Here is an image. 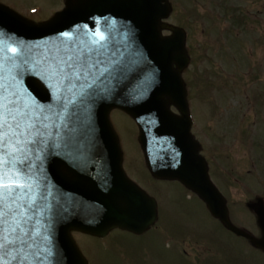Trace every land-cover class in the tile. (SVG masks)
Segmentation results:
<instances>
[{"label":"water","instance_id":"water-1","mask_svg":"<svg viewBox=\"0 0 264 264\" xmlns=\"http://www.w3.org/2000/svg\"><path fill=\"white\" fill-rule=\"evenodd\" d=\"M163 1L66 0L62 12L40 25L0 5V47L5 50L10 45L51 47L66 39L60 37L62 32L79 34L81 38L87 33L90 40L99 31L104 34L108 52H116L119 59L134 62L135 66L127 79L113 81L110 92L79 109L78 120L74 121L78 129L74 133L49 127L59 146L53 149L55 159L52 152L47 156L44 171L38 177L44 196L39 204L43 208L47 203L50 208L41 220H51L50 247L56 255L55 264H87L69 236L73 229L99 236L115 227L141 232L154 219V201L132 184L122 170L118 139L109 122L114 108L126 111L139 124L140 142L154 177L181 181L206 202L213 216L234 229L223 198L209 180L207 164L198 154L199 145L191 135L186 92L180 78L188 63L184 36L179 30L169 38L160 36L159 23L171 11L168 4L162 6ZM135 30L139 41L130 46L126 38L135 37ZM108 34L114 39L110 40ZM20 80L31 99L56 109V93L39 73H25ZM171 104L182 111V117L171 114ZM96 105L98 109L91 110ZM55 255L50 258L51 264Z\"/></svg>","mask_w":264,"mask_h":264},{"label":"rangeland","instance_id":"rangeland-1","mask_svg":"<svg viewBox=\"0 0 264 264\" xmlns=\"http://www.w3.org/2000/svg\"><path fill=\"white\" fill-rule=\"evenodd\" d=\"M183 1L186 2L185 4L189 3L191 9L195 10L194 13L199 15L197 19L190 18L189 29L191 30L190 45L200 44L201 49L194 50L197 62L188 72L193 73L194 70L203 73V79L217 78L218 84H222L219 88L221 90L225 88L223 92H218L219 99L215 105L218 112L212 115V128L214 131L220 130L218 133L223 136L225 142L218 147H212V173L219 188L228 193L232 209L239 212L242 217V214H246L242 203L246 194L241 191L242 183L239 181L237 184L228 183L227 175L234 173L243 176L250 172L253 179L257 175L255 165L261 154H258L256 149L252 151V146L257 145L260 148V143L264 142V114L261 111L264 107L260 105V98H264V47L263 49L260 47L261 37H264L261 34L264 33H260L257 24L248 18V25L238 32L240 36L234 33L228 38L229 41L226 43L230 48L226 51H217L214 43L212 46V0ZM219 1L222 0H216ZM250 1L230 0L233 6L236 4L244 9L250 8ZM0 2L35 21L52 17L64 7V0H0ZM176 10L178 21L179 15L185 11L180 10L178 6ZM183 23L188 25V22ZM219 28L227 29L223 21ZM206 81L208 80H202L208 92L210 88ZM225 81L229 83L226 85ZM213 102L215 103L214 99ZM215 112L216 110H213V113ZM112 118L120 137L126 174L148 193L157 196L161 208H166L167 212L171 208L172 201L179 207L184 215L177 217L175 222L180 227L182 236L178 240L174 239V244L178 247V250H175L177 248L174 247L173 242L169 243L166 238L164 239L163 234L156 231L139 238L116 231L105 242L90 236H81L79 239L80 235L74 234L78 239V247L82 255L88 264H134L142 250L147 253L149 259L153 258L154 264H163V254H167V264H197L195 258L178 255L185 250L194 257L199 256L202 264L207 263L208 256L212 257V247L206 244L210 242L209 244L212 245L213 241L218 242L212 238V229L219 231L217 225L203 205L197 199H192V194L186 193L179 183L154 182L150 179L139 145L137 125L122 112H117ZM198 120L200 123L201 118L198 117ZM157 190L163 192L162 199L158 196ZM167 225H172L170 218ZM186 227L187 230H183ZM221 235L228 236L225 233ZM235 240L229 241L241 244L239 240ZM171 246L174 248L171 249ZM200 248L203 250L206 248V253L203 251L204 255L196 251ZM225 248L224 246L223 250L232 255L231 244L227 249ZM239 251L241 254L242 249L239 248ZM243 260L241 257L237 259L239 264H243Z\"/></svg>","mask_w":264,"mask_h":264},{"label":"snow or ice","instance_id":"snow-or-ice-1","mask_svg":"<svg viewBox=\"0 0 264 264\" xmlns=\"http://www.w3.org/2000/svg\"><path fill=\"white\" fill-rule=\"evenodd\" d=\"M59 35L66 39L44 49L0 47V264H51V220H41L50 208L40 207L44 196L38 179L47 156L59 146L49 127L74 133L79 109L135 71L134 62L106 50L102 32L90 40L87 33L84 38ZM32 72L49 82L57 110L31 99L20 85V77Z\"/></svg>","mask_w":264,"mask_h":264},{"label":"flooded vegetation","instance_id":"flooded-vegetation-1","mask_svg":"<svg viewBox=\"0 0 264 264\" xmlns=\"http://www.w3.org/2000/svg\"><path fill=\"white\" fill-rule=\"evenodd\" d=\"M251 8L252 10L255 11V14H253L255 20L257 21V25H258V30L260 31V33H264V0H251ZM222 9V8H221ZM225 12V9H222ZM226 14V13H225ZM216 33V13L213 10V5H212V36ZM201 95L200 94H195V98L197 101H200L201 99L199 98ZM210 98H212V96L209 94L208 95ZM208 116L210 117V123L212 125V99L208 100ZM200 104V103H199ZM211 139H212V130H211ZM261 193L257 194V195H246V199L243 200L242 203H244L245 207H246V214L245 216L238 215V214H234V218L239 220L242 223V228L248 230L251 234H253L255 237L260 238L262 235L261 229L257 224V216L255 214L254 211H252L250 207L253 206V204H255L256 202H261L264 204V189H262ZM169 214L166 213V216H168ZM228 233V232H227ZM231 234V233H229ZM232 235V234H231ZM239 240L241 244H239L238 242L236 244H238V247L242 249V252L240 254L239 251V255L241 257V259L243 260V258L245 257V259L242 261L243 264H264V252L256 249L255 247H253L250 242L245 239V238H239L236 236H229L227 238L228 243H224L223 247L225 246L227 249L229 247V245L231 244L232 246V250H233V242H230L229 240ZM235 240V241H236ZM221 244V243H219ZM213 245L216 247L217 246V242L214 241ZM222 249H219L218 253H214L213 254V258H212V264H239L238 261L230 256H226V257H222L220 258V251ZM185 254H187L186 251H183ZM163 264H167V254H163ZM221 259V260H220ZM151 264V262L147 259V257L141 256L139 258H137L136 260V264Z\"/></svg>","mask_w":264,"mask_h":264}]
</instances>
